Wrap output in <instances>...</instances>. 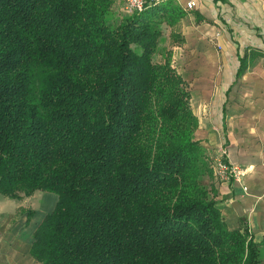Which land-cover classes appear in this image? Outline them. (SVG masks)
Returning <instances> with one entry per match:
<instances>
[{"label":"trees","instance_id":"obj_1","mask_svg":"<svg viewBox=\"0 0 264 264\" xmlns=\"http://www.w3.org/2000/svg\"><path fill=\"white\" fill-rule=\"evenodd\" d=\"M114 1L0 0V194H58L32 255L260 264L264 241L221 215L186 82L159 48L183 10L147 0L114 20Z\"/></svg>","mask_w":264,"mask_h":264},{"label":"crops","instance_id":"obj_2","mask_svg":"<svg viewBox=\"0 0 264 264\" xmlns=\"http://www.w3.org/2000/svg\"><path fill=\"white\" fill-rule=\"evenodd\" d=\"M174 1L183 15L164 29L162 46L186 82L198 121L194 135L209 158L222 151L246 169L238 181L212 177L221 215L229 229L246 221L255 239L264 241V0H195L192 9L186 0ZM118 8L126 12L124 0L114 1ZM251 49L260 54L238 74L239 57ZM57 200L48 190L22 199L0 194V264H39L31 253L34 234Z\"/></svg>","mask_w":264,"mask_h":264},{"label":"built area","instance_id":"obj_3","mask_svg":"<svg viewBox=\"0 0 264 264\" xmlns=\"http://www.w3.org/2000/svg\"><path fill=\"white\" fill-rule=\"evenodd\" d=\"M147 0H124V8L127 13L140 10ZM196 5L195 0H186L185 8L192 9ZM212 173L215 179L224 181H238L245 173L246 169L229 162L223 156L221 151L219 154L210 158Z\"/></svg>","mask_w":264,"mask_h":264},{"label":"rangeland","instance_id":"obj_4","mask_svg":"<svg viewBox=\"0 0 264 264\" xmlns=\"http://www.w3.org/2000/svg\"><path fill=\"white\" fill-rule=\"evenodd\" d=\"M124 13L126 14V12L125 11H122L121 9H116V10H114V13H113V15H114V17H113V19L115 18V19H118V17H121V16H124ZM123 14V15H122ZM112 15V14H111ZM114 19V20H115ZM164 44V39L162 38V40H161V44H160V47L159 48H162L163 45ZM169 46V41L166 39V42H165V47H168ZM156 57L157 58H159L160 57V55L159 54H157L156 55ZM207 156L209 157V154H208V152H207Z\"/></svg>","mask_w":264,"mask_h":264},{"label":"water","instance_id":"obj_5","mask_svg":"<svg viewBox=\"0 0 264 264\" xmlns=\"http://www.w3.org/2000/svg\"><path fill=\"white\" fill-rule=\"evenodd\" d=\"M237 204L239 205V203L234 202V203H233V206H234V208L236 209V211L240 214V213H241V209H240V206H237Z\"/></svg>","mask_w":264,"mask_h":264}]
</instances>
